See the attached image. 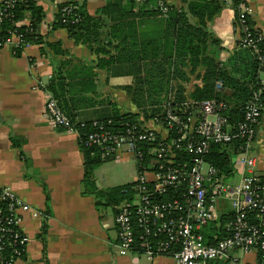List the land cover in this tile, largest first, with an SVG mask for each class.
<instances>
[{"label":"trees","instance_id":"trees-1","mask_svg":"<svg viewBox=\"0 0 264 264\" xmlns=\"http://www.w3.org/2000/svg\"><path fill=\"white\" fill-rule=\"evenodd\" d=\"M222 1L224 2V0H181L182 6L169 5L167 15L161 18L164 29L160 32V36L154 33L152 39L138 34L136 22L137 19L160 15L155 0H109L95 16L87 13L86 0L68 1L58 5L51 30L65 29L76 44L86 45L97 58L89 64L79 65L78 70L72 72L68 71L69 60L60 61L54 67L51 80L45 88L57 100L60 108L79 131L85 192L94 195L98 206L111 207L115 215L119 214L121 204L128 205L133 229V253L145 252L140 246V236L148 242L155 254L173 256L179 250V246L172 244L168 250L160 251L159 242L166 241V235L153 232L154 227L151 228L150 233H144V226L138 221V209L141 207L138 202L140 192L136 188L138 181L106 189L96 187L93 172L110 158L102 157V145L86 144V138L91 133L128 138L145 132L148 129V122L167 125L164 102L169 96L172 97L171 111L183 119L194 112L203 101L214 100L223 103L224 107L220 112L226 118L229 130L232 133L237 132V124L244 120L246 105L259 87L257 85L259 71L263 72L264 76V37L254 28L250 13H247L245 15L247 32L249 37L255 40L254 44L258 52H254L251 47L242 46L244 36L241 34L237 44L238 50L226 63L220 62L209 50V43L219 44V41L208 32L207 21L219 11ZM240 1L232 0L235 19L238 16L237 5ZM65 7L72 8L69 11H62ZM0 8L6 13L0 23L2 38L10 36V32H15L21 36L25 44H41V53L45 56L66 54L61 41L46 42L41 34L36 33L44 12L35 0H16L11 6L0 5ZM25 17L28 18L29 23L21 25L20 21ZM110 48L117 51L116 54H110ZM16 52L19 50L17 49ZM121 61L135 65L133 84L125 87L135 111L110 104L111 114L108 117L96 121H77L78 109L93 106L95 102L85 95L70 92L72 77L81 73L82 78H89L94 76L95 68H105ZM199 66L204 69L201 76L202 84L187 93L184 86V83L189 81L187 70L194 73ZM218 82L222 85L221 90L216 89ZM260 103L264 108V88ZM257 122L253 124L254 133L250 139L237 136L228 143L209 145L203 159L216 170L217 177L227 179L233 175L235 171L233 158L244 152L253 141ZM166 136L163 142L170 143L179 138L180 132L178 128L168 126ZM173 146L176 156L172 165L177 169H187L194 154L186 149L185 140ZM137 149L142 153V156L136 160L138 173L152 169L160 163L151 152L149 143L139 142ZM263 183L264 177L259 176L257 184ZM146 188L150 194L147 205L170 202L182 205L186 201L183 184L177 187L169 186L166 196L154 191L151 184ZM5 207L6 201H0V210H4ZM213 214L214 219L200 229L204 241L210 245L232 237L234 234L232 227L238 218L250 225L260 224V213L257 210L215 211ZM183 215L184 211L177 210L167 216L177 218ZM14 247L13 242L5 241L0 250V263L12 257L11 251ZM15 248L18 249L19 254L13 255V258L22 260L25 256V247L18 245ZM231 260L232 258L227 254L217 259L214 264H229Z\"/></svg>","mask_w":264,"mask_h":264},{"label":"crops","instance_id":"crops-1","mask_svg":"<svg viewBox=\"0 0 264 264\" xmlns=\"http://www.w3.org/2000/svg\"><path fill=\"white\" fill-rule=\"evenodd\" d=\"M35 1L44 12L36 33L46 42L61 41L66 54L45 56L38 43L20 47L12 44L0 49V187H9L21 202L39 213L36 218L31 211L20 214V225L28 241L25 256L18 264H177L171 256L120 254L113 209L98 206L94 195L85 192L79 135L49 123L43 110L44 92L60 61L69 60L68 71L72 72L81 64L95 61L97 56L86 45L76 44L65 29L51 30L58 5L76 0ZM108 1L86 0L87 13L95 16ZM165 2L168 6L183 5L181 0ZM247 4L254 28L264 37V0H247ZM161 18L158 15L137 19L138 34L148 39L154 38V33L160 36L164 29ZM28 23L27 17L20 21L21 25ZM207 30L219 41V44L209 43V50L220 62L226 63L238 50L241 38L232 0H224L219 11L207 21ZM109 50L110 54L117 52ZM134 70L133 63L121 61L95 68L94 76L89 78H82L81 73L74 75L70 92L85 95L95 102L93 106L78 109L76 120L87 122L106 118L111 114L110 104L134 112L125 89L133 84ZM203 71L201 66L194 73L187 70L189 81L184 83L187 93L202 84ZM147 127L158 128L152 122H148ZM249 158H255L253 172L264 177V108L255 127V138L244 152L233 158V175L238 174L234 183L249 174L245 164ZM108 162L127 165L133 179L126 183L135 181L136 159L124 148L115 151L103 164ZM103 164L93 172L98 189L126 184L118 176L109 186L104 180L105 188L96 174ZM106 169L101 168L102 171ZM227 210H232L231 201L219 198L216 211ZM228 255L238 264H264V258L255 251L238 249Z\"/></svg>","mask_w":264,"mask_h":264},{"label":"built area","instance_id":"built-area-1","mask_svg":"<svg viewBox=\"0 0 264 264\" xmlns=\"http://www.w3.org/2000/svg\"><path fill=\"white\" fill-rule=\"evenodd\" d=\"M15 1L3 0L0 5L8 7ZM155 1L160 15L166 16L169 10L168 4L165 0ZM71 8L65 7L62 11H69ZM237 8L239 11L235 23L244 36L241 44L243 47H251L257 53L255 40L249 37L247 32L245 15L250 11L247 0H241ZM5 16L6 13L0 8V23ZM12 44L16 47L27 45L15 32H10V36L6 38L0 36V49ZM260 60L263 61V58L260 57ZM257 85L259 87L246 105L243 122L237 124L236 133L229 130L227 120L220 112L224 107L223 103H217L214 100L203 101L194 112L183 119L171 111L172 97L169 96L164 102L167 125L153 121L152 123L158 128H148L145 132L128 138H114L104 133H91L86 138V144L102 145L103 158H110L119 148H124L137 160L142 156L137 149V143H149L151 152L160 163L143 173H138L136 170L135 181H138L136 188L140 192L138 202L141 204L138 209V221L141 226H144V233H150L151 228L154 227L153 232L166 235L167 240L159 242L158 250L165 251L170 248V245L178 244L179 250L171 256L175 258L177 264H214L217 259L238 249L243 252L255 251L264 258V183L257 184L259 176L253 172L255 158L245 161L249 174H246L238 183H228L225 179L217 177L216 170L203 159L211 143L224 144L237 136L247 139L253 136V124L258 121L263 110L260 97L264 88V76L261 71H259ZM216 89H222L220 82L216 84ZM43 110L46 119L53 126L79 135L77 128L47 89L44 92ZM168 126H174L180 132L179 138L170 143L163 142L167 137ZM183 140L186 141V149L194 154L190 165L184 170L172 165L176 156L173 145ZM148 184H151L154 191L163 196L167 195L169 186L177 187L183 184L186 201L182 205L176 202L147 205L148 196H150L146 188ZM219 198L230 200L232 210L237 212H243L246 209L257 210L260 213V224L250 225L238 218L232 227L234 231L232 237L220 240L215 245L206 243L200 229L214 219L213 212L216 211ZM0 201H6V207L0 210V250L5 241L13 242L15 247L18 245L25 247L28 238L21 228L20 214L23 211H31L32 216L36 218L39 213L28 204L21 202L9 187H0ZM119 209V214L115 215L118 248L120 254H126L133 252L134 247L133 229L130 223L131 212L126 203L121 204ZM177 210L184 211V215L177 218L167 216L170 212ZM142 238L140 236V246L144 248V253L148 256L157 255ZM15 247L11 251L14 256L19 254ZM13 255L0 264H18L20 260L13 258ZM229 264L238 263L232 259Z\"/></svg>","mask_w":264,"mask_h":264},{"label":"rangeland","instance_id":"rangeland-1","mask_svg":"<svg viewBox=\"0 0 264 264\" xmlns=\"http://www.w3.org/2000/svg\"><path fill=\"white\" fill-rule=\"evenodd\" d=\"M132 164H133L132 165L133 167L134 162ZM103 167L107 169L102 171L101 168ZM128 171H129V167L125 164H121V163L114 164V163L108 162V163L103 164L100 167V169L96 171V174H97V177L100 183H102V185L106 188V186H109L110 183L114 182L118 176H120V181H122V183L131 182L133 179V175L130 176ZM121 179H124V180H121ZM104 180H106L105 181L107 183L106 186H105ZM236 180H238V174L235 173L231 177L225 179V182L231 183V182H236ZM108 208L111 209V207H108Z\"/></svg>","mask_w":264,"mask_h":264}]
</instances>
